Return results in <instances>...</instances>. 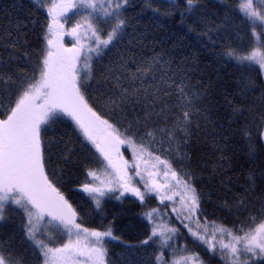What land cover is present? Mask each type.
I'll return each mask as SVG.
<instances>
[{
    "label": "snow or ice",
    "instance_id": "obj_1",
    "mask_svg": "<svg viewBox=\"0 0 264 264\" xmlns=\"http://www.w3.org/2000/svg\"><path fill=\"white\" fill-rule=\"evenodd\" d=\"M36 2L45 7L41 0ZM168 2L175 5L176 0ZM196 3L197 0H184L186 11H191ZM238 3L240 12L253 22L252 34L259 41L255 22L264 25V0L259 3L238 0ZM130 6L131 0H48L44 46L36 53L31 76L14 72L11 64L17 53L30 58L27 34L23 30L26 25L0 29V50L8 57L0 55V223L8 219L10 210H20L21 227L26 239L38 250L39 264H106L105 238L116 239L111 227L92 230L77 222L76 210L47 171L51 157L56 155L53 149L57 150L58 159L64 161L73 154L63 136H49V130L65 117L106 162L103 170L86 172L91 181L98 183L81 185L97 210H102V198L112 192H119L114 197L117 200L130 193L141 204L147 196L156 195L161 204L171 201L173 211L178 196L184 219L195 218L197 229L185 224L194 241L205 245L213 255L218 252L226 264H264V169L250 172L243 190L234 197L237 208L248 216V226L234 230L211 222L209 229L207 220L201 224V196L192 183L193 174L178 171L169 160L152 150L159 143L162 150L188 158L183 146L197 132L209 131L211 85L193 84L185 62L165 60L159 55L146 59L131 47L101 69L100 79L94 76L91 54L101 55L125 32L131 23L126 17ZM69 12L80 18L66 29ZM99 22L109 24L110 29L102 33ZM64 36L73 38L71 47L63 43ZM222 55L242 67L258 66V75H264V54L258 50L240 54L226 48ZM92 82L96 89L94 102L89 94ZM11 86H15V91H11ZM255 88L254 81L242 77L241 99L229 101L232 117L245 124L241 135L247 138L246 148L253 163L259 159L257 146L264 150V89L258 99H251ZM97 105L107 109L111 118ZM120 121L127 122L123 131L117 126ZM249 124L259 133L255 141L248 130ZM121 146L132 150L131 162L124 158ZM129 169L134 172L130 174ZM134 177L140 178L144 191L133 182ZM159 211L158 207L145 208L143 215L154 226L141 243L148 244L153 237L161 236L162 247L172 248L173 256L177 250L185 253L171 264H204L198 253L189 252L186 246L177 249L174 243H169L178 229L169 227L167 232L171 235L159 230L154 219ZM52 222L67 236L66 242L57 245L51 236L49 242L39 238L47 234L43 226ZM201 228L202 231L198 230ZM156 260L157 264H170L163 252ZM0 264H21V260L0 247Z\"/></svg>",
    "mask_w": 264,
    "mask_h": 264
},
{
    "label": "trees",
    "instance_id": "obj_2",
    "mask_svg": "<svg viewBox=\"0 0 264 264\" xmlns=\"http://www.w3.org/2000/svg\"><path fill=\"white\" fill-rule=\"evenodd\" d=\"M41 2L44 6L47 4L45 0ZM126 17L131 23L125 32L93 60L94 76L100 79L101 69L131 47L138 56L146 59L159 55L165 60L185 62L193 84L203 87L211 85L209 131L197 132L196 137L183 146L188 158L162 150L159 143L152 150L162 159L169 160L178 171L193 174L192 183L201 196V224L207 220L211 226V222H215L216 226L234 230L241 226L246 228L248 216L243 209L237 208L234 197L243 190L250 172L264 169V150L257 146L259 159L253 163L246 148L247 138L241 135L245 124L243 120L237 122L232 117L229 101L238 102L241 99L239 84L242 77L245 81L250 79L255 82L256 88L250 98L258 99L264 89V79L257 73L258 66L242 67L235 60L223 56L222 52L232 48L240 54H250L258 48L264 49L262 25L255 22L256 33L260 37L257 41L252 34L253 22L240 12L238 0H197L191 11H186L184 0H176L175 5L168 0H148V3L145 0H131ZM45 23V7H41V3L36 0H0V29L26 25L23 30L27 34L30 58H22L17 53V57L11 61L14 72L31 76L36 53L44 46L42 36ZM0 55L8 58L2 50ZM11 91H15V86H11ZM95 92V83L92 82L89 94L93 102L96 99ZM97 107L111 118L107 109L101 105ZM117 126L123 131L127 122L120 121ZM247 127L252 140H257V129L251 124ZM53 135L57 138L63 136L73 154L70 160L64 161L58 159L59 154L53 149L56 155L51 157L47 171L76 210L77 222L83 227L100 231L110 226L116 237L105 241L106 264H157L156 257L161 252L171 264L173 259L180 260L185 255L177 250L173 256L172 248L162 247L161 236L153 237L148 244L141 243L151 234L154 226L143 215L146 207L160 209L154 217L155 225H165L166 230L169 227L178 229L173 241H169L177 249L186 246L189 252L198 253L204 264H226L218 252L213 255L206 250L205 245L194 241L188 229L183 228L173 217L169 205L161 204L153 195L147 196L144 204H141L130 196L117 200L114 197L118 194L112 193L102 198V210H97L94 201L79 188L83 183L90 182L86 175L88 169L103 170L106 162L67 118L61 117L60 122L49 130V136ZM22 217L20 210H10L8 219L0 223V247H5L19 257L21 264H39L38 250L26 239L21 227ZM43 227H46L47 234L38 236L45 242H49V236L57 245L66 241V235L57 225L47 224ZM198 230L202 231V228ZM165 233L171 235L167 231Z\"/></svg>",
    "mask_w": 264,
    "mask_h": 264
},
{
    "label": "rangeland",
    "instance_id": "obj_3",
    "mask_svg": "<svg viewBox=\"0 0 264 264\" xmlns=\"http://www.w3.org/2000/svg\"><path fill=\"white\" fill-rule=\"evenodd\" d=\"M45 1H47V3H48V0H45ZM256 2L257 3H259V0H256ZM47 6V4H45V7ZM68 16L70 17V19H69V23L68 24H66L65 25V28L66 29H70L71 28V26L75 23V21L77 20V19H79L80 17H79V15L78 14H75L74 12H69L68 13ZM258 24H260V22L259 21H256ZM100 23V27H101V29H102V33H106L109 29H110V25L109 24H105V23H103V22H99ZM262 29H261V31H262V33H263V38H264V25H262ZM63 43L65 44V46L66 47H71L73 44H74V40H73V38L71 37V36H64L63 37ZM256 50H258L261 54H264V49H256ZM92 55V62H93V60L96 58V57H98L96 54H91ZM263 76V79H264V75H262ZM121 152L123 153V155H124V158L125 159H128L130 162H131V160H132V150L131 149H129V148H127V147H125V146H121ZM151 163H155V161H152ZM142 168H143V163H142ZM149 167H150V165H149ZM158 167H160V168H162L163 166L162 165H158ZM110 171V170H109ZM129 172H130V174L131 173H133L134 172V170L133 169H129ZM103 178V177H102ZM91 179V178H90ZM145 179H147V177L145 176ZM140 181V178L139 177H134V180H133V182L134 183H136L137 184V186L138 187H140L141 188V191H144V187H143V184L142 183H140L139 182ZM90 182H92V183H98V182H95V181H91L90 180ZM79 191H81L82 193H84L86 196H88L90 199H92L90 196H89V194L88 193H85V192H83L82 190H81V188H79ZM112 193H117L118 195H119V192H112ZM112 193H107V195H110V194H112ZM125 195H127V196H130V197H133V198H136L135 196H132L130 193H126ZM124 195V196H125ZM153 196H155L158 200H159V202H160V199L156 196V195H153ZM137 199V198H136ZM179 200H180V198L177 196V197H175V211H173V207H172V202L171 201H168V200H165L164 201V203H167V205H169V208H170V212H171V214L173 215V217L176 219V221L183 227V228H185L186 229V227H185V224H189V226L190 227H192V228H197V225H196V223H195V218H193L192 220H185L184 219V215H185V212H184V209H183V206L180 204V202H179ZM47 219V218H46ZM52 223H54V225H57L55 222H52ZM156 226H158V229L159 230H162V231H167L166 230V228H164L165 227V225H162V226H160V225H156ZM209 226V229H211V225H208ZM188 229V228H187ZM218 236H219V234H218ZM67 237V236H66ZM108 239H112L111 237H106L105 238V241L106 240H108ZM225 241H227L228 242V239H227V237L225 236ZM66 240H67V238H66ZM66 242V241H65Z\"/></svg>",
    "mask_w": 264,
    "mask_h": 264
}]
</instances>
